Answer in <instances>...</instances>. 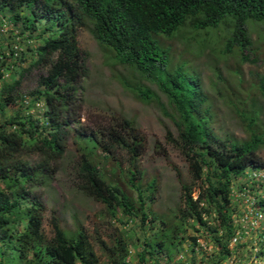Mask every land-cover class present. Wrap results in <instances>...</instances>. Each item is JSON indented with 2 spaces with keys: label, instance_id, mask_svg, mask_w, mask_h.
<instances>
[{
  "label": "trees",
  "instance_id": "obj_1",
  "mask_svg": "<svg viewBox=\"0 0 264 264\" xmlns=\"http://www.w3.org/2000/svg\"><path fill=\"white\" fill-rule=\"evenodd\" d=\"M0 16L15 30L18 28L15 39L20 41L11 44L5 40L3 44L0 39V264H101L83 229L68 236L53 216V234L47 237L43 229L46 208L40 195L32 193L33 187L45 185L56 172L66 151V135L73 132V125L79 124L78 93L87 76V53L79 42V32L84 28L90 29L100 45L114 52L120 64L158 82L171 108V113H166L178 132L173 137L167 131V141L185 156L191 181L184 182L174 167L181 184V205L173 223L160 220L148 206V200L154 201L156 180L147 184L149 196H145L137 181L140 172L129 168V186H125L126 170L115 158L107 171L100 170L95 159L83 154L77 170L81 189L115 219H139L143 228L149 226L152 231L160 221L155 237L145 240L141 261L145 255L153 257L155 252H166L172 258L190 221L193 227L194 223L204 226L215 236L221 252L219 260L230 257V245L238 231L233 224L232 183L249 169L264 171L260 156L264 123L260 124V112L255 106L251 112L249 108H237L242 111L238 114L248 138L241 141L216 134L213 125L217 116L199 76L188 71L186 62L173 67L170 49L162 39H173L188 26L200 32L227 24L233 32L228 51L239 45L247 60L244 51L254 50L249 22L264 21V0H0ZM6 27L0 20V32H8ZM157 36H163V47ZM21 41L38 45L19 52ZM27 54L30 60L24 59ZM249 61L255 63L250 58ZM25 63L29 66L23 69ZM6 67L10 72L7 76L2 72ZM35 67L44 73L27 102L26 96L19 93L25 76ZM256 83L257 91L264 97V77L257 76ZM133 90L145 102L158 98L146 87L136 86ZM15 105L22 108L7 115V110ZM116 119L91 140L105 154L111 155L114 148L126 151L135 167L145 150V139L132 121L122 116ZM30 153L41 155L42 161L31 164L25 159ZM109 158L104 156L105 161L110 162ZM259 208L264 211V194ZM210 221L218 225L213 227L208 224ZM248 235L245 231L242 234ZM258 237L264 238V230ZM112 240L113 245L108 246L98 238L109 264H128L127 239L116 235ZM196 240L192 238L193 252ZM236 245L239 251L247 252L248 245L241 240ZM259 247L258 257L264 260V241ZM249 253L252 255L254 249ZM237 255L239 263L246 260V254Z\"/></svg>",
  "mask_w": 264,
  "mask_h": 264
},
{
  "label": "rangeland",
  "instance_id": "obj_2",
  "mask_svg": "<svg viewBox=\"0 0 264 264\" xmlns=\"http://www.w3.org/2000/svg\"><path fill=\"white\" fill-rule=\"evenodd\" d=\"M0 20L4 26H7L5 29L9 30L0 32L3 44L5 40L11 44L20 42L15 39V34L19 33L18 28L15 30L8 20H3L2 16ZM248 30L254 50L251 51L252 53H249V49L244 51V56L245 54L248 56L247 60L243 59L239 45L228 51L233 32L232 26L227 24L200 32L188 26L173 39L157 36L159 43L163 38L162 43L170 49L173 67L176 68L182 62H186L188 71L199 76L202 89L208 95L209 103L217 116L213 125L216 134L241 141L248 138V132L238 114L242 111H238L237 108L243 110L249 108L251 112L255 106L260 112V124L264 123V97L256 87L257 76L264 77V21H250ZM21 42L17 47L19 52H26L28 46L35 49L38 45L34 41ZM79 42L87 53V76L82 80L81 90L78 93L79 124L73 125V132L66 135V151L56 166V172L45 185L32 188V193L40 195L46 208L43 229L47 237L50 238L53 234L51 219L54 216L58 218L68 236L76 235L81 229L89 235L101 264H109V261L98 243V238L100 237L108 246H112V239L116 235L127 239L130 261L128 264L144 262L145 264H264V260L258 257L260 242L264 241L263 237H258L261 230H264V211L259 208L260 197L264 194V171L256 169H249L238 179L234 178L232 183L231 208L233 224L238 226V231L230 245L232 250L230 257L219 260L221 252L214 241L215 236L204 226L199 227L194 223L195 227H193V221H190L186 224L183 241L172 258L167 256L166 252H155L153 257L145 255L144 261H141L146 247L145 240L147 237H155L154 233L160 228V221L153 225L155 231H152L148 229L149 226L143 228L139 219L128 221L125 217H121L120 220L113 218L103 205L81 189L82 182L77 171L80 159L85 154L95 159L100 170L104 168L110 171L111 160L115 158L122 163L123 170H126L123 181L125 186H129L127 179L129 168L139 171L137 181L142 185L145 196H149L145 190L147 184L155 179L158 186L153 196L154 201L151 203L148 200V206H152V211L160 217V220L168 223L174 222L181 205V184L174 167L181 172L184 182H190L189 163L181 150L167 141V131H170L173 137H177L178 132L172 119L167 115L171 113V108L158 82L152 78L141 77L130 67L120 64L114 52L100 45L89 28L79 32ZM30 58L31 56L27 54L24 59L30 60ZM249 58L255 63L249 61ZM28 66L29 63H25L21 67L25 69ZM2 72L6 73V76L10 73L8 67ZM42 73H44L43 69L35 67L25 76L19 94L26 96L27 102L30 101L29 93L37 88ZM136 86L150 89L158 98L150 102L143 101L133 90ZM20 103L18 101V105ZM18 105L8 109L7 115L20 110L22 107ZM39 108L42 116L43 103ZM118 116L132 121L145 139V150L138 157L135 167L126 151L114 148L111 155L105 154L97 150L91 140L99 130L113 125ZM82 140L85 141L81 142ZM104 156L110 157V162L105 161ZM260 156L264 159V148ZM25 159L35 165L43 158L39 154L30 153ZM135 198H138L137 192ZM195 198H197L196 193ZM208 224L216 227L218 222L212 224L210 221ZM244 231L249 235L242 236ZM193 237L197 238L195 252L192 251ZM239 240L248 245L247 252L244 249L240 251L237 249L236 244ZM252 248L254 253L251 255L249 250ZM240 253L246 254V260L239 263L241 259L237 254Z\"/></svg>",
  "mask_w": 264,
  "mask_h": 264
},
{
  "label": "built area",
  "instance_id": "obj_3",
  "mask_svg": "<svg viewBox=\"0 0 264 264\" xmlns=\"http://www.w3.org/2000/svg\"><path fill=\"white\" fill-rule=\"evenodd\" d=\"M176 261H177V260H176ZM127 262L130 263V261H129L128 259H127ZM143 264H145V262H144Z\"/></svg>",
  "mask_w": 264,
  "mask_h": 264
}]
</instances>
